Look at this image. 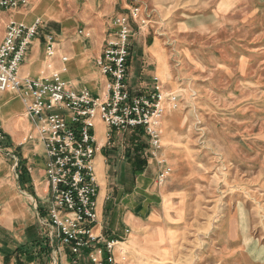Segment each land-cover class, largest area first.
Here are the masks:
<instances>
[{"label":"rangeland","instance_id":"obj_1","mask_svg":"<svg viewBox=\"0 0 264 264\" xmlns=\"http://www.w3.org/2000/svg\"><path fill=\"white\" fill-rule=\"evenodd\" d=\"M30 2L32 12L11 17L30 22L41 16L61 49L70 42L73 53H66L62 78L77 70L72 63L84 61L79 80L70 82L94 93L103 86L95 66L98 56L84 59L83 53L95 40L91 27L96 15L103 14L107 28L113 17L138 6L139 15L147 18L140 29L132 23L128 83L134 89L149 83L155 71L149 54L156 59L157 76L166 78L157 77L159 82L179 94L176 108H167L161 120L159 149L130 130L114 132L102 147L104 177L97 172L106 192L101 233L122 236L129 230V213L143 224L152 212L159 215L146 228L160 244L156 253H163L154 258L127 254L118 264H264V0ZM5 14L0 13V33ZM113 31L107 29L106 39ZM43 34L39 30L26 56L37 45L46 60ZM89 68L94 79L88 78ZM21 103L10 101L15 109ZM10 145L7 139L0 142V264H55L48 229L39 219L46 196L38 198L33 186L16 175L29 166L34 175L45 177L36 153L42 146L28 141L31 152L23 160L19 148ZM137 157L146 160L141 173L133 169ZM164 165L170 172L159 183ZM59 258L57 264H71L68 254ZM78 264L90 262L81 257Z\"/></svg>","mask_w":264,"mask_h":264},{"label":"built area","instance_id":"obj_2","mask_svg":"<svg viewBox=\"0 0 264 264\" xmlns=\"http://www.w3.org/2000/svg\"><path fill=\"white\" fill-rule=\"evenodd\" d=\"M29 4L30 0H0V13L26 9ZM139 14V7L132 6L127 15L112 18L114 31L95 59L103 83L102 90L95 93L85 87L76 88L62 78L66 55L59 57L62 67H53L50 59L57 53V43L49 33L43 34V44L46 62L52 63L46 65L50 72L35 77L19 76V68L33 39L39 35L42 21L36 18L26 24L12 17L4 21L0 37V91L19 94L35 129V135H27L25 141L37 138L43 146L48 190L39 219L48 229L55 264L62 252L69 255L71 264H78L81 257H86L90 264H118L128 258L124 245L128 229L115 238L101 233L100 183L95 163L101 145L96 129L99 123L103 125L105 142L114 132L139 131L152 147L159 149L162 117L167 108L175 109L179 100V94L165 90L155 75L150 84L139 89H132L128 83L132 23L140 29L147 18ZM5 139L0 127V142ZM18 163L15 158V166ZM169 172L170 168L164 165L157 181L162 183ZM20 173L19 170L17 177ZM34 206L38 209L35 201Z\"/></svg>","mask_w":264,"mask_h":264},{"label":"crops","instance_id":"obj_3","mask_svg":"<svg viewBox=\"0 0 264 264\" xmlns=\"http://www.w3.org/2000/svg\"><path fill=\"white\" fill-rule=\"evenodd\" d=\"M30 6H31V2L26 9H20L18 11L12 12V13L21 12V13L27 14L29 12H32L31 11L32 9ZM109 7H110V5L107 4L104 7L102 12L103 13L107 12ZM45 13H46L45 14L46 16L51 15L50 13H48L47 10H45ZM8 17H11V13H6L3 16V18L1 19L3 21V24H4L5 19H7ZM36 18H40L42 21L40 30L44 31V33H48L46 31L44 21L41 18V16L34 15L33 19L30 22H25L23 19H21L19 21H22L26 24H31ZM102 19H103V14L98 13L96 15L95 20L93 21L94 25L92 27L90 26L91 31L95 35V37H94L95 40L93 41V44L91 45L90 50L89 49L84 50V53H83L84 59H86V58H88V56H92V55L98 56L102 51L101 49H103L105 39L108 36L105 33H106L107 29L111 28V22L109 23L108 27L106 28V26H103V24H102L103 23ZM2 28H3V26H2ZM2 33H3V29L1 30L0 34L2 35ZM1 35H0V37H1ZM57 44H58V46H57L58 57L53 62V67L55 69H59L63 65L59 59L60 55H66V53H68V54L73 53V50L71 49V43L70 42L67 41L66 43H62L63 44L62 49L59 46L60 43H57ZM31 46H32V44H31ZM149 46H147L145 48L146 52H147V49ZM30 49H31V47H30ZM38 49L39 48L37 47V45H35L31 51V53H29L25 57L24 62L22 63V65L19 68V76L23 77V76L29 75V76L35 77V76L39 75V73H42V72L43 73H49L50 72V70L46 67V60L41 59V57L39 56ZM148 56L151 58L152 62L154 63V66H155L154 67L155 71H153L154 69L150 71V77H149L150 80L148 83V84H150L151 80H152V76H154V75L157 76L158 71H157V67H156L157 63L155 61L156 60L155 57H152L149 54H148ZM82 62L84 63V61H82ZM83 63L78 62L76 65H74L73 63L71 64V68L74 69V67L77 66V70L72 72L69 75L67 80H69V81L79 80L78 77L81 73L79 68L81 66H83ZM90 70L91 69L89 68L87 71L88 72V78L94 79L96 77V75L94 72H91ZM158 78L160 80H164V81L166 80V78L165 79H162V77L161 78L158 77ZM100 79H102V77ZM75 87H78V86H75ZM142 87H144V86H141L139 88H142ZM78 88H83V87H78ZM132 89H134V87ZM164 89L168 90V91H172L171 90L172 86L170 88L164 87ZM13 99H17V100H19V102L23 103L21 97L19 96V94L17 92L0 91V127H1L2 133L4 134L5 138L10 142V144L13 146V148H16V149L19 148L20 152H22V154H24L23 160H25V159H29V158H27L28 157L27 155L31 152L30 148L29 149L26 148L28 141L26 142L25 138L27 137V135H30V134L35 135V129H34L33 122L25 113L24 103L23 104L21 103V106L18 109H15L10 105V101ZM164 116H165V114L163 115L162 119L164 118ZM103 129H104L103 125L101 123H99V132H97V139H98L101 147H100V150L98 151V153L96 155L95 163H96L97 172L101 171V177H104V173H103V168L100 167V169H99V166H101V164L103 165L104 160H105V157L102 154V147L104 146V142H105L104 139H102ZM34 141H37L41 144L40 140L37 138H34L30 142H34ZM41 146H42V144H41ZM31 150H33V149H31ZM36 153H38L41 156L40 160H42V162L44 163L45 155H44L43 146H42V150L41 151L36 150ZM13 157H14V165H15V158H17V157L15 155H13ZM25 163H26V161L20 163V167L23 166ZM28 168H30V167L28 166ZM28 168L27 167L23 168V170H24L23 172L20 169V171H21L20 174H24L25 182H27L31 186H33V190L35 192V195L38 198H44V196H46L47 190H48V186H47V182H46L45 177L43 178V176L41 174L34 175V171H32L31 168L29 171ZM97 177H98V181L100 183V179H99L100 176H98V174H97ZM101 193H103V195H101ZM100 196H101V198H100ZM105 199H106L105 189H104V187H101V185H100V192H99V197H98V210L100 211V219L102 217ZM164 203H165V200H164ZM34 208H35V206H34ZM167 212L168 211L166 210L165 205H163V211H162L163 215L167 216L166 215ZM157 217H159V215L156 212H152L149 216V219H147V222H145L146 224H143L142 218L135 217L130 213L126 216L125 223L129 226V234L126 235L124 245H125L126 251L128 252V255H131L134 257H139V256L143 257L144 256L147 258H150V257L154 258V257L159 256L160 254L163 253V252H157L156 253V250L159 249L160 244H159V242H156V239L154 237L153 232H150V230L148 228H146L147 226H149V223L153 224V220L156 219ZM144 227H145V229H144ZM165 232L166 231H164V233Z\"/></svg>","mask_w":264,"mask_h":264},{"label":"trees","instance_id":"obj_4","mask_svg":"<svg viewBox=\"0 0 264 264\" xmlns=\"http://www.w3.org/2000/svg\"><path fill=\"white\" fill-rule=\"evenodd\" d=\"M135 146H137V143L135 144ZM142 147V146H141ZM139 148V147H138ZM138 150V149H137ZM103 154V153H102ZM104 155V154H103ZM133 157H135V156H133ZM132 165H133V169H134V172L135 173H141L142 171H143V169H144V167H145V165H146V160L143 158V159H141L140 157H137V159H134L133 158V160H132ZM19 167H20V165H19ZM22 167V166H21ZM20 167V168H21ZM24 174H20L19 175V177H18V180H19V182H23L24 181ZM47 249H48V251L50 250V248L48 247V245H47ZM4 259H5V257H4ZM3 259V260H4ZM6 261L8 262V257H6Z\"/></svg>","mask_w":264,"mask_h":264},{"label":"bare ground","instance_id":"obj_5","mask_svg":"<svg viewBox=\"0 0 264 264\" xmlns=\"http://www.w3.org/2000/svg\"><path fill=\"white\" fill-rule=\"evenodd\" d=\"M46 65H52L51 64V62H48V64H47V62H46ZM98 174V173H97ZM101 195H102V193H101ZM99 197V196H98ZM100 198H101V196H100Z\"/></svg>","mask_w":264,"mask_h":264}]
</instances>
